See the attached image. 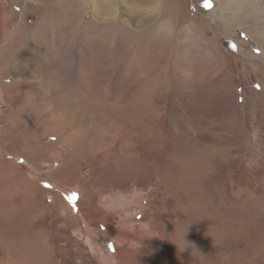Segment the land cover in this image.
Listing matches in <instances>:
<instances>
[{"label":"rangeland","instance_id":"1","mask_svg":"<svg viewBox=\"0 0 264 264\" xmlns=\"http://www.w3.org/2000/svg\"><path fill=\"white\" fill-rule=\"evenodd\" d=\"M210 3L0 0V264H264V0Z\"/></svg>","mask_w":264,"mask_h":264},{"label":"bare ground","instance_id":"2","mask_svg":"<svg viewBox=\"0 0 264 264\" xmlns=\"http://www.w3.org/2000/svg\"><path fill=\"white\" fill-rule=\"evenodd\" d=\"M38 2V0H25V4L27 3V2ZM21 17H22V13H20L19 14V18H18V20H16V22L14 23V25L12 26L13 27V29H11V33H14L15 32V30L18 28V26H19V24H20V19H21ZM10 33V34H11ZM15 34V33H14ZM5 39L6 38H3L2 40H1V42L0 43H2V42H4L5 41ZM3 49V48H2ZM1 49V50H2ZM4 50L6 51V53H8L7 51H8V49H5L4 48ZM3 51V50H2ZM11 56V55H10ZM13 57V56H12ZM1 73V72H0ZM12 76L11 77H6L5 79H10V78H12V81H14L15 79H16V72L15 71H12V73H10ZM4 75V74H3ZM11 80V79H10ZM80 197H83V196H80ZM116 245H117V243H116ZM116 248H118V246L116 247Z\"/></svg>","mask_w":264,"mask_h":264},{"label":"snow or ice","instance_id":"3","mask_svg":"<svg viewBox=\"0 0 264 264\" xmlns=\"http://www.w3.org/2000/svg\"><path fill=\"white\" fill-rule=\"evenodd\" d=\"M204 7H206V8H210L211 7L210 0H205ZM233 50H235V46H233ZM109 248H111V245H109Z\"/></svg>","mask_w":264,"mask_h":264}]
</instances>
